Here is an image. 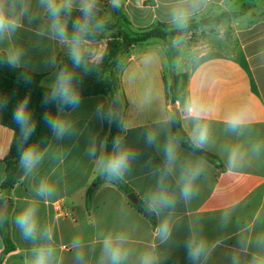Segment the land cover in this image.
<instances>
[{
  "label": "crops",
  "instance_id": "crops-1",
  "mask_svg": "<svg viewBox=\"0 0 264 264\" xmlns=\"http://www.w3.org/2000/svg\"><path fill=\"white\" fill-rule=\"evenodd\" d=\"M118 2L96 0L106 24L92 36L85 33L80 45L81 54L92 62H99L108 43L122 40L124 34L158 23L179 29L173 21L175 10L186 12L187 22L238 13L177 39L175 69L168 45L158 38L132 45L118 69L127 104L120 140L135 154L120 178L155 214V224L112 178L96 187L88 201L89 187L103 172L105 144L98 148L97 139L104 126L100 110L108 98L83 97L77 106L58 113L56 120L66 132L53 133L39 163L12 191L15 250L2 257L0 235V264H34L35 250L41 246L52 249L49 264H109L104 242H115L117 236L125 237V264H139L145 253L153 264H264V0ZM71 3V10H80L81 0ZM114 7L128 24L120 22ZM0 10L17 25L0 33V54L15 58L12 65L42 75V86L53 87L76 31L60 17L67 37L61 41L42 0H0ZM175 74H187L183 103L174 104L167 94L166 84ZM177 115L192 143L197 125H207L208 141L199 148L217 156L220 165L178 141L172 128ZM234 117L239 125L232 130L229 121ZM147 133L156 138L151 145ZM13 138L14 131L0 125V187ZM169 143L174 148L170 162L164 154ZM233 150L237 159L230 165ZM195 168L200 174L192 182L194 195L184 198L187 173ZM41 183L51 186V196L37 195ZM161 196L169 203H160ZM29 204L37 208L38 220L37 235L31 239L16 223ZM189 247L200 249L196 259L190 258Z\"/></svg>",
  "mask_w": 264,
  "mask_h": 264
},
{
  "label": "trees",
  "instance_id": "trees-1",
  "mask_svg": "<svg viewBox=\"0 0 264 264\" xmlns=\"http://www.w3.org/2000/svg\"><path fill=\"white\" fill-rule=\"evenodd\" d=\"M119 1V0H117ZM120 16V22L128 24V20L122 15L120 8L114 7ZM238 13H224L216 18H202L190 20L186 27L173 28L166 23H158L153 28L133 33L124 34L123 39L115 38L107 45L106 52L99 62H92L87 54H81L80 65L74 64L71 56H66L60 61V69L70 71L73 74V87L79 96L83 97L104 95L108 102L101 107L103 118V130L97 139L98 148L105 144L104 159L112 154L114 138H121L124 132V120L126 117L127 104L124 100L123 89L118 78V69L125 55L132 45L145 42L149 39L158 38L163 40L170 49V65L176 68L179 49L175 47V41L186 37L205 26L219 23L226 17H237ZM60 17L65 21L67 27L74 29L76 21L83 22L84 14L81 10L64 8ZM106 24L103 11L96 6L93 16L89 20V31L87 35L92 36L95 31ZM42 75L28 69L20 68L9 63L6 54H0V125L14 131V138L10 150L4 160L5 178L0 190L2 201L0 203V235L4 244L2 257L15 250L11 238V213L13 210L12 191L27 173L21 166V156L25 149L34 146L40 156L48 148L54 131L47 122V117L56 119L61 110H70L73 107L63 106L58 103L47 102L46 97L50 95L51 88L41 85ZM170 85L166 84L168 97L176 104L183 103L186 95L187 74L174 75ZM28 99V111L31 113V122L35 124V131L24 139L20 126L14 121L13 113L18 105ZM172 128L178 141L188 150L200 155L210 163L220 165L217 156L195 146L184 131L179 115L172 119ZM106 178H112L114 183L122 189L126 195L133 190L119 178L109 177L104 171L97 176L87 191L88 201L94 194L96 187L100 186ZM94 185V186H93ZM133 205L155 224L156 217L148 207L139 201Z\"/></svg>",
  "mask_w": 264,
  "mask_h": 264
},
{
  "label": "clouds",
  "instance_id": "clouds-1",
  "mask_svg": "<svg viewBox=\"0 0 264 264\" xmlns=\"http://www.w3.org/2000/svg\"><path fill=\"white\" fill-rule=\"evenodd\" d=\"M46 2L48 6V11L52 19V30L55 34L64 41L66 37V26L60 20V14L62 9H70L72 6L71 0H61V3L57 4L55 0H42ZM96 8V0H81L80 10L84 14V20L76 21L74 24V29L76 35L71 39L70 56L76 65H80L82 60V55L80 51V45L82 43V36L89 31V20L93 16L94 10ZM187 13L182 10H175L173 12V21L179 28L186 27L187 25ZM17 27L16 23L6 17L3 10H0V33L6 31H13ZM15 58L9 60V63L14 64ZM47 102L58 103L61 107H75L79 104V96L77 95L73 87V74L70 71L62 70L56 77L55 83L51 89V93L46 98ZM192 109L189 108V112ZM14 121L20 126L22 135L25 140L35 131V124L31 122V113L28 111V99L26 98L22 101L13 113ZM47 122L52 130L57 135H63L66 132L65 125L50 117H47ZM239 125V118L234 117L229 121V127L235 130ZM146 142L151 145L155 142V136L151 133L146 134ZM208 141V128L207 125H197L194 130L193 143L198 147L203 146ZM113 148L116 150L106 159L101 160L102 170L109 176L114 178H119L127 170L129 161L134 157V153H130L124 149L121 145L120 138H114ZM164 154L166 159L170 162L174 156V148L169 143L164 147ZM41 156L38 154L37 149L34 146H29L23 152L21 156V166L26 169V171H31L40 161ZM237 159V152L233 150L229 157V164L235 163ZM200 174V169L195 168L187 173V179L182 188V196L184 198H189L194 195L192 182ZM53 189L51 186L41 183L37 189V195L41 197L51 196ZM159 202L162 204H167L169 201L164 196L159 197ZM17 226L20 228L22 234L26 238H34L38 231V220H37V208L29 204L23 212L17 217ZM45 234H48V229H45ZM50 239V235H49ZM125 242V237L117 236L115 242L108 238L104 242V255L109 261V264H125L127 259V252L123 249L122 245ZM200 254V249L192 250L189 247V256L191 259H196ZM52 255V249L50 247L41 246L35 250L34 264H49V259ZM139 264H153V257L150 254H143L140 257Z\"/></svg>",
  "mask_w": 264,
  "mask_h": 264
},
{
  "label": "water",
  "instance_id": "water-1",
  "mask_svg": "<svg viewBox=\"0 0 264 264\" xmlns=\"http://www.w3.org/2000/svg\"><path fill=\"white\" fill-rule=\"evenodd\" d=\"M114 3H115V5H119V2H118L117 0H114ZM174 112H175V114H176V109H175V108H174ZM128 199H129L132 203H134V204H137V203H138V198H137V196H136L135 193H130V194L128 195Z\"/></svg>",
  "mask_w": 264,
  "mask_h": 264
},
{
  "label": "rangeland",
  "instance_id": "rangeland-1",
  "mask_svg": "<svg viewBox=\"0 0 264 264\" xmlns=\"http://www.w3.org/2000/svg\"><path fill=\"white\" fill-rule=\"evenodd\" d=\"M110 6V5H109ZM179 28V27H178ZM169 78H170V75H169ZM173 79V78H172ZM172 81V80H171ZM171 83H173V82H171Z\"/></svg>",
  "mask_w": 264,
  "mask_h": 264
}]
</instances>
